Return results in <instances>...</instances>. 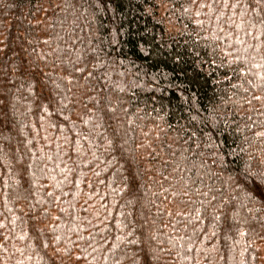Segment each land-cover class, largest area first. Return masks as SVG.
<instances>
[{"label": "trees", "instance_id": "trees-1", "mask_svg": "<svg viewBox=\"0 0 264 264\" xmlns=\"http://www.w3.org/2000/svg\"><path fill=\"white\" fill-rule=\"evenodd\" d=\"M0 264H264V0H0Z\"/></svg>", "mask_w": 264, "mask_h": 264}]
</instances>
